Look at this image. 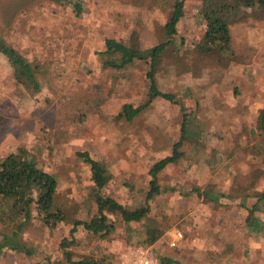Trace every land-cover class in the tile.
<instances>
[{"label":"rangeland","instance_id":"374dc122","mask_svg":"<svg viewBox=\"0 0 264 264\" xmlns=\"http://www.w3.org/2000/svg\"><path fill=\"white\" fill-rule=\"evenodd\" d=\"M85 1L81 16L72 4L54 0H13L6 8L4 17L12 20L10 40L35 66L41 90L20 81L0 53V161L23 148L40 167L56 174L59 202L84 218L93 182L91 167L79 152L88 151L112 174L105 192L133 209L146 204L150 168L173 154L187 114L192 134L218 150L214 155L221 162L210 164V150L203 154L186 142L187 155L159 174L162 192L151 200L145 221L165 228L163 236L143 244V225L116 218L110 235L85 230L79 241L87 250L100 244L117 264L135 247L148 249L158 261L172 257L182 264H264V234L247 230L242 206L231 199L206 201L187 194L194 184L235 195L246 185L255 194L264 191L262 157L243 130L254 126L264 105V12L250 11L232 25L242 61H235L219 80L210 79L214 66L191 53L205 30L200 0H186L176 45L184 59L174 66L167 56L157 72L160 88L178 101L157 97L129 122L124 105L148 99L150 64L141 61L120 71L105 67L99 51L107 37L128 40L133 30L140 33L144 48L158 44L165 38L163 24L171 8L160 0ZM99 86L103 100L97 95ZM91 209L96 212V206ZM176 230L183 238L172 246ZM68 234L69 225L51 229L35 219L23 237L36 254L59 258ZM38 261V256L9 249L0 253V264Z\"/></svg>","mask_w":264,"mask_h":264},{"label":"trees","instance_id":"16d2710c","mask_svg":"<svg viewBox=\"0 0 264 264\" xmlns=\"http://www.w3.org/2000/svg\"><path fill=\"white\" fill-rule=\"evenodd\" d=\"M13 0H0V53L3 54L15 70L20 81L31 85L36 91L41 90V83L35 72V66L27 59L11 40L10 19L4 17V12ZM72 4L77 16L85 11V0H54ZM168 1V2H167ZM186 0H160V4L171 8L168 19L163 24L165 38L156 45L144 48L140 33L133 30L128 40L107 37L105 46L99 54L105 59L103 65L117 70H125L138 62L147 61L150 64L147 78L149 82V97L144 102H129L124 105V114L129 122L139 116L157 97L177 103L175 94L163 91L157 79V72L163 68L165 57L171 58L173 65H178L184 59L181 50L176 47L178 25L185 15ZM17 5H20L19 2ZM250 11L264 12V0H200L199 15L205 23V30L200 41L191 49L195 59L205 60L212 64L215 70H210V79L224 77L226 71L235 61L241 62L239 51L233 44L232 25ZM186 56V54H185ZM172 65V64H171ZM99 97L102 87L99 86ZM103 100L102 97H100ZM99 106L101 102L97 101ZM187 114L182 125V135L174 144L173 154L156 162L150 168L151 180L147 202L133 209L127 207L110 194L105 192L107 184L112 180L109 168L100 159L93 157L88 151L79 152L91 167L93 186L90 190L86 217L80 218L77 213L59 202L57 198L59 179L55 173L43 169L37 161L28 156L21 148L12 152L0 161V253L4 249L17 251L30 256H38L36 264H117L114 254L103 250L97 244L95 249L87 250L79 241L82 231L99 234L106 237L113 233L119 218L126 225L145 227L146 238L143 244L151 245L164 234L165 228L153 221H145L151 211V200H156L162 192L159 174L169 165L177 163L185 157L188 149L185 143L190 142L192 150L205 152L208 150V162H221L216 158L218 150L203 144L201 135L190 131ZM244 132L253 140L257 153L264 163V105L260 108L254 126L245 125ZM207 151H205L206 149ZM264 175V172H262ZM238 195L216 191L210 186L202 187L194 184L187 194H195L206 201L223 202L231 199V203L242 206L246 210L245 225L254 235L264 234V191L255 194L252 185L240 186ZM237 194V193H236ZM233 199V200H232ZM96 212L92 213V207ZM77 212V211H76ZM39 219L51 229L69 225V234L60 243L62 257L52 254L38 253L24 240L23 235ZM84 249V250H83ZM86 249V250H85ZM159 264H182L172 257L160 259Z\"/></svg>","mask_w":264,"mask_h":264},{"label":"built area","instance_id":"2783aa9c","mask_svg":"<svg viewBox=\"0 0 264 264\" xmlns=\"http://www.w3.org/2000/svg\"><path fill=\"white\" fill-rule=\"evenodd\" d=\"M182 238L183 233L180 230H176L171 245L176 246ZM120 264H159V261L148 249L135 247L129 249V251L123 255Z\"/></svg>","mask_w":264,"mask_h":264}]
</instances>
